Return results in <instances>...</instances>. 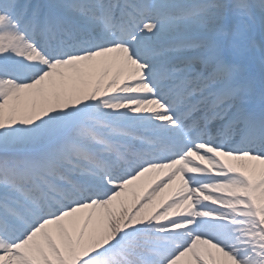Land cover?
Masks as SVG:
<instances>
[{"label":"snow or ice","instance_id":"snow-or-ice-1","mask_svg":"<svg viewBox=\"0 0 264 264\" xmlns=\"http://www.w3.org/2000/svg\"><path fill=\"white\" fill-rule=\"evenodd\" d=\"M0 264H264V0H0Z\"/></svg>","mask_w":264,"mask_h":264}]
</instances>
